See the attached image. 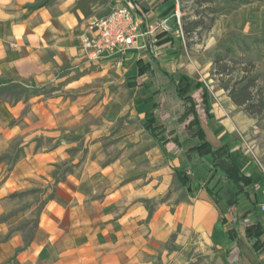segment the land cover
Here are the masks:
<instances>
[{
	"label": "rangeland",
	"instance_id": "374dc122",
	"mask_svg": "<svg viewBox=\"0 0 264 264\" xmlns=\"http://www.w3.org/2000/svg\"><path fill=\"white\" fill-rule=\"evenodd\" d=\"M180 2L182 26L194 20L205 25L189 39L183 34L182 42L161 60L158 66L166 75L155 68L139 78L131 70L133 59L110 69L61 70L43 83L0 78V189L19 163L37 162L36 178L0 200L4 239L18 235L30 243L49 206L66 211L62 219L55 218L62 237L70 236V228L79 224L70 212L78 205L88 215V225L107 228L122 222L131 229L133 243L135 236L142 237L143 255L133 258V264H175L177 231L168 241H157L153 217L160 210L174 213L179 204L205 194L202 182H194L188 194L177 180L173 160L164 157L143 128L154 102L160 106L158 116L177 120L184 113L172 81L184 87L182 96H197L201 113L202 91L196 93L195 86L205 84L214 116L204 126L209 139L231 140L236 154L253 162L264 177V113L246 114L223 87L233 86L244 74L264 85V0ZM220 68L230 74L222 79L216 74ZM193 132H188V143ZM54 244L36 264L58 261L61 252ZM92 248L89 243L80 250L84 264H91ZM68 249L76 254L75 246ZM136 253L133 249V257ZM182 258L195 264L203 255L185 253Z\"/></svg>",
	"mask_w": 264,
	"mask_h": 264
},
{
	"label": "crops",
	"instance_id": "0c3cea01",
	"mask_svg": "<svg viewBox=\"0 0 264 264\" xmlns=\"http://www.w3.org/2000/svg\"><path fill=\"white\" fill-rule=\"evenodd\" d=\"M118 5H131L142 28L169 19L174 32L162 34L160 58L155 59L143 50L132 48L124 56L97 62L88 60L82 47L84 38L92 35L90 25ZM175 11L174 0H0V78L43 83L61 70H95L92 67L99 65L110 69V66H120L123 61L130 62L133 59L135 63L131 70H135L139 78L145 77L155 68L166 75L158 64L182 42L173 17ZM174 82L171 83L176 90L184 89L177 81L176 84ZM199 91L195 86V92ZM188 96L197 98L195 94ZM158 109L155 111L158 126H166L170 138H180L184 150L200 144L195 137L196 132H193L191 143H188V132L177 128L175 118L158 116ZM148 112L145 113L146 119ZM213 119L214 116L209 122H202L207 140L214 146L223 143L230 145L231 140L228 139L218 137L216 143L209 139L204 126H208ZM155 142L164 157L173 160V168L178 170L189 166L194 169L196 176L193 183L202 182L205 194L191 203L179 204L174 213L160 210L153 217L151 229L157 241L166 242L171 233L177 231L175 245L180 253H177L179 258L175 264H186L187 261L182 260V257L185 253L193 252L203 255L195 264H264V212L261 210L264 205V177L256 165L239 157L231 147V158L249 175L252 183L239 192L221 172L212 178L210 156L200 157L193 153L190 162L183 164L181 157L166 155L160 144ZM168 151L180 154L174 143H170ZM34 161L27 159L13 169L10 178L0 189V200L26 187L31 179L36 178L34 171L37 162ZM1 209L0 203V212ZM65 213L61 207H47L42 214L37 235L28 244L18 235L4 239L2 236L7 228L0 224V264H36L47 246L56 242L61 253L55 264H84L80 250L89 243L93 247L91 264H133V258L143 255L140 251L143 240L140 235L135 236L133 243L131 229L122 222L107 228L88 225L89 217L78 205L72 208L70 216L72 221H76L74 223L79 224L70 228V236L66 233L62 237L63 230L56 218L62 219ZM249 227L253 228L248 230ZM258 233L259 239L255 236ZM57 234L61 237L53 241L52 236ZM69 246H75L74 256ZM133 249L137 252L134 257Z\"/></svg>",
	"mask_w": 264,
	"mask_h": 264
},
{
	"label": "trees",
	"instance_id": "16d2710c",
	"mask_svg": "<svg viewBox=\"0 0 264 264\" xmlns=\"http://www.w3.org/2000/svg\"><path fill=\"white\" fill-rule=\"evenodd\" d=\"M184 19V18H183ZM203 20H194L185 23L183 32L189 39L194 34H199L204 29ZM164 35H160L162 38ZM163 40H160V44ZM216 74L221 76H228L230 72L220 68L216 70ZM176 84V82H174ZM223 83V80H221ZM229 92V98L238 107L243 108L244 112L252 117H258L264 113V85H259L257 79L251 78L249 75L244 74L240 80L235 82L233 86H223ZM196 88L202 91V102L204 104L203 113L200 111V104L197 98L193 96H182L184 89L177 88V95L185 106L184 113L177 119V124L180 130L184 133L196 130L195 137L200 144L187 150H184L180 138L177 136L170 138L167 134L166 126H158L159 120L156 117L155 111L159 108L158 104H154L148 112L144 128L146 131L157 141L166 155L174 157H181L183 164L190 162L193 153L200 157L210 156L212 159V178L224 174L227 179L232 182L239 192H243L248 186H251V179L249 175L240 169V167L231 158V146L223 143L219 146H214L207 140L206 133L202 128V122H209L213 115L210 113L211 106L209 103V95L205 84L198 83ZM170 143H174L180 151V154H173L168 151ZM184 166V165H183ZM175 175L178 182L186 188L190 194L194 190L192 188L193 180L196 176L192 167H186L176 170ZM208 185V184H207ZM253 227H249L251 230ZM259 239L260 234L255 235ZM260 242V240L258 241ZM257 242V243H258ZM264 245V242H263Z\"/></svg>",
	"mask_w": 264,
	"mask_h": 264
},
{
	"label": "built area",
	"instance_id": "2783aa9c",
	"mask_svg": "<svg viewBox=\"0 0 264 264\" xmlns=\"http://www.w3.org/2000/svg\"><path fill=\"white\" fill-rule=\"evenodd\" d=\"M179 34L183 37L180 0H174ZM92 35L85 37L83 51L91 62L124 56L129 50L137 49L149 53L153 58L161 57L160 35L173 33L169 19L141 27L131 5L115 6L107 15L90 25ZM264 212V205L261 208Z\"/></svg>",
	"mask_w": 264,
	"mask_h": 264
}]
</instances>
